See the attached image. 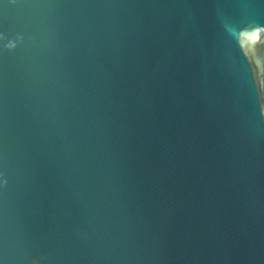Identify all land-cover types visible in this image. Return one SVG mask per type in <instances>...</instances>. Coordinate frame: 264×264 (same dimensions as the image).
I'll use <instances>...</instances> for the list:
<instances>
[{
  "label": "water",
  "instance_id": "95a60500",
  "mask_svg": "<svg viewBox=\"0 0 264 264\" xmlns=\"http://www.w3.org/2000/svg\"><path fill=\"white\" fill-rule=\"evenodd\" d=\"M0 264H264V0H0Z\"/></svg>",
  "mask_w": 264,
  "mask_h": 264
}]
</instances>
